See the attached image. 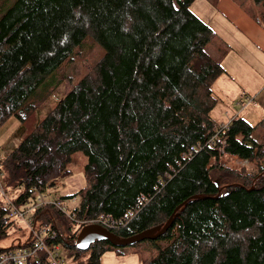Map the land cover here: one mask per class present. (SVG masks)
<instances>
[{
  "label": "trees",
  "instance_id": "16d2710c",
  "mask_svg": "<svg viewBox=\"0 0 264 264\" xmlns=\"http://www.w3.org/2000/svg\"><path fill=\"white\" fill-rule=\"evenodd\" d=\"M194 1L0 0V127L38 109L48 95L31 97L86 42L101 51L5 157L4 180L22 188L24 203L35 189L56 187L82 152L85 186L63 197L79 199L78 220L111 216L120 225L111 230L130 237L164 225L181 206L157 239L166 245L146 264H264V167L250 176L221 164V148L264 159V118L225 125L213 117L229 47L213 46L218 36L192 11ZM234 1L253 16L255 7L264 23V0ZM56 216L68 218L52 206L35 214L47 242L79 250L81 226L68 218L76 226L61 228ZM15 224L0 206V240ZM109 246L91 245L92 264ZM26 264L50 263L41 254Z\"/></svg>",
  "mask_w": 264,
  "mask_h": 264
},
{
  "label": "rangeland",
  "instance_id": "374dc122",
  "mask_svg": "<svg viewBox=\"0 0 264 264\" xmlns=\"http://www.w3.org/2000/svg\"><path fill=\"white\" fill-rule=\"evenodd\" d=\"M191 9L204 22L208 23L213 29L215 28V31L217 32L216 35L219 37L215 40L214 47L218 46L217 44L220 43L221 39H224L233 45L239 44L229 37V34L225 30L226 27H223V23L229 25L227 20L223 18L222 14L216 11L210 0H195ZM238 46H235V48L244 55V48L240 44ZM209 50L214 54L212 45L209 46ZM229 52L230 48L225 56H227ZM100 54L101 51L99 46H97L92 40L86 42L81 49V53L75 55L73 61L66 63L60 70H57L54 75L47 78V80L40 86L37 93H34L31 97V101L34 100V102H40L44 96L48 95L45 100L39 103L38 109L32 110L28 115H23L22 118L13 116L0 127V162H3L5 157L19 145L22 139L56 106L66 91L68 80L71 79L74 82L79 81L89 72L93 64H95L100 57ZM232 54H234V51H232ZM226 78L229 79L228 82L225 80ZM220 81L225 83V85L222 86L224 90L221 92V87L218 83L216 84V82L214 83L213 89L214 96L219 100L218 105L224 106L223 110L230 111L236 108L234 112L236 114L240 113L243 118L247 119L253 125H256L259 122L258 120L264 118V107L260 106V101L264 102V94L260 95L258 98L252 97L249 93L245 94V92L236 95L234 92H231V89L234 88V86L230 87L229 84L231 83V80L229 77L223 75ZM242 95H245L244 97L248 96L255 98V103L253 105L257 106L249 105L244 110L242 106L238 104ZM245 100L248 101L247 97ZM257 107L260 108L257 109ZM213 117L218 122L229 120L224 112L219 110V106L217 107V110H214ZM86 162L87 157L82 152L75 153L72 162L68 166L69 174L61 178L58 181L57 186L47 191L46 194L49 196L55 195L64 197L71 196L81 190L86 183L84 175V165ZM221 164L224 168L236 171L238 174L243 173L245 175L254 176L258 173L261 167H264V159L250 161L248 165L239 168H230L224 165L223 157L221 158ZM16 195L18 196L19 193ZM66 199H70V202L68 203L70 209H74L78 206L79 199L75 202L72 201L71 197ZM0 206L5 208L4 202L1 199ZM56 219L57 224L61 228H68L70 225H74V227L76 226L75 223L66 217L56 216ZM64 235L67 236L66 233H64ZM30 236L31 229L29 227L25 226L23 223H16L10 231L9 237L0 240V248L6 249L13 245L18 246L19 242L24 244ZM165 245L166 243L162 240L156 239L145 240L131 246H109L101 254L97 264H146L157 255L159 247ZM60 246L61 254L66 260V264L94 263V249L89 248L88 250L79 251L77 249H69L63 243H60Z\"/></svg>",
  "mask_w": 264,
  "mask_h": 264
},
{
  "label": "built area",
  "instance_id": "2783aa9c",
  "mask_svg": "<svg viewBox=\"0 0 264 264\" xmlns=\"http://www.w3.org/2000/svg\"><path fill=\"white\" fill-rule=\"evenodd\" d=\"M245 95H242L241 100L238 102L243 109L247 108L249 105L255 103V98L247 97L246 101ZM226 125V124H225ZM219 138L218 134L215 135ZM212 146V143L210 144ZM224 157V165L230 168H239L250 163L249 160L243 159L238 155H233L224 152V148H221ZM5 174L3 169V162H0V199L4 202L5 209H7V217L9 220L15 223H23L25 226L31 229V244L26 246L20 243L18 246H12L6 248L0 253V264H26L28 261L37 259L41 254H46L50 264H66V260L61 254V246L56 243H48L46 240L47 229L39 226L35 220V214L38 209L44 208L46 206H52L60 210L72 221L76 222L81 228L88 224H100L108 229L116 228L119 225L111 216L102 215L98 219L94 220H78L76 218L75 208L70 209L68 203L70 199L63 198L62 196H49L45 191L40 189H35V198H30V200L24 203H18V198L22 193V188H10L5 183ZM19 193L17 196L16 194ZM78 198H72L75 202ZM142 200L145 197L142 196Z\"/></svg>",
  "mask_w": 264,
  "mask_h": 264
},
{
  "label": "crops",
  "instance_id": "0c3cea01",
  "mask_svg": "<svg viewBox=\"0 0 264 264\" xmlns=\"http://www.w3.org/2000/svg\"><path fill=\"white\" fill-rule=\"evenodd\" d=\"M249 5L252 6L251 3ZM214 8L218 13L222 14L225 20H227L229 25L222 23L224 25L223 27H226L225 30L229 34V37L239 43L245 50V54L243 55L235 48V46L239 44L233 45L220 38L222 40H220V42L230 48V52L223 58L222 63L226 71L223 75L230 78V87L234 86L231 92H234L236 95L245 92V94L249 93L252 97L258 98L260 95L264 94V23L262 22L259 11L254 7L256 16H253V14L248 13L234 0H218ZM232 51H234V54H232ZM222 76L216 81V84L218 83L221 87V92L224 90L222 86L225 85L224 82L220 81ZM225 80L227 82L229 81L227 78ZM263 104L264 102L260 101V106L264 107ZM218 106L219 110L224 112L229 119L228 121L222 120L221 122L216 120L220 124L229 123L236 116H241L240 113L236 114L234 112L236 108L230 111L223 110L224 106L217 104L214 110H217ZM250 106L257 105L251 104ZM258 108L260 107H257V109ZM262 119L263 118L258 121L260 122ZM9 235L7 237H9ZM20 243L22 242H19V244Z\"/></svg>",
  "mask_w": 264,
  "mask_h": 264
},
{
  "label": "water",
  "instance_id": "95a60500",
  "mask_svg": "<svg viewBox=\"0 0 264 264\" xmlns=\"http://www.w3.org/2000/svg\"><path fill=\"white\" fill-rule=\"evenodd\" d=\"M200 197V196H195ZM181 208L179 206L175 213L168 219L164 225L149 228L143 232L135 234L130 237H122L114 233L112 230L100 224H88L81 228L75 245L79 250H88L94 242L108 241L114 247L131 246L141 243L145 240H156L164 235L173 225L176 218V212Z\"/></svg>",
  "mask_w": 264,
  "mask_h": 264
}]
</instances>
